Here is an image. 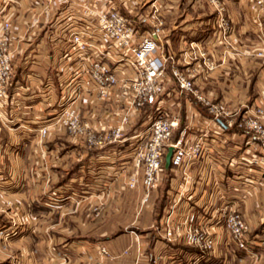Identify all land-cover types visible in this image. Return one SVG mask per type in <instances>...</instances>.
<instances>
[{
	"label": "crops",
	"instance_id": "1",
	"mask_svg": "<svg viewBox=\"0 0 264 264\" xmlns=\"http://www.w3.org/2000/svg\"><path fill=\"white\" fill-rule=\"evenodd\" d=\"M218 1L228 25L221 42L216 12L206 0H97L115 3L133 20L142 11L161 19L160 42L174 51L180 68L195 64V46L206 47L215 67L206 75L193 73L195 82L233 116L251 113L264 94V58L253 54L263 44L259 25L248 0ZM53 10L52 3L0 0V30L7 20L13 49L12 76L0 104V201L11 205L0 207V224L15 220L12 212L40 215L33 218L36 227L26 218L19 234L0 247V264H84L96 242L110 252L104 264H264V178L246 172L249 155L264 152L263 139L224 126L210 157L188 165L186 175L174 168L161 172L144 200L140 172L136 188L125 185L132 169L126 141L91 147L68 135L60 139L59 127L36 136L45 103L36 81L21 75L26 69L34 79L43 77L48 61L26 62L25 68L21 55L61 25L50 22ZM120 166L124 175H117ZM224 207L247 221L246 249L228 238ZM196 224L213 237L212 249L182 240L187 226Z\"/></svg>",
	"mask_w": 264,
	"mask_h": 264
},
{
	"label": "built area",
	"instance_id": "2",
	"mask_svg": "<svg viewBox=\"0 0 264 264\" xmlns=\"http://www.w3.org/2000/svg\"><path fill=\"white\" fill-rule=\"evenodd\" d=\"M36 1L43 7L52 3L50 22L61 24L29 49V63L41 52L49 59V71L35 79L26 69L21 75L24 80L30 77L36 81L45 103L43 123L36 129L38 138L59 127L72 141L91 147L126 141L132 169L125 175V185L136 188L140 172L144 200L159 183L161 172L174 168L186 175L188 165L210 157L215 135L223 133L224 126L236 125L264 140V94L251 113L233 116L193 78V73L206 75L215 67L207 48L195 46V64L180 68L174 51L160 42L162 22L152 12L136 13L133 20L113 2L61 0L55 5L58 0ZM206 1L216 12L221 42L228 34L221 3ZM247 6L263 42L253 54L264 58V0H248ZM9 39V22L4 20L0 30V104H5L13 71ZM27 61L25 57L24 65ZM146 108L148 123H137ZM169 147V166L165 168ZM247 163V173L255 171L264 178V152L249 155ZM120 168L117 175H124ZM221 218L228 238L236 247L246 249L248 223L241 213L224 207ZM7 235L10 231L0 228V245ZM182 240L201 249L214 246L202 224L187 226ZM109 257L105 244L92 243L84 264H104Z\"/></svg>",
	"mask_w": 264,
	"mask_h": 264
},
{
	"label": "rangeland",
	"instance_id": "3",
	"mask_svg": "<svg viewBox=\"0 0 264 264\" xmlns=\"http://www.w3.org/2000/svg\"><path fill=\"white\" fill-rule=\"evenodd\" d=\"M36 53H37L36 54V57L33 58V61H36V60L38 61L39 59L41 61V60L44 59V60H47L48 61V64L47 65L49 66V59L45 58L42 55L41 52H36ZM30 54H31V52H29V49L23 50L22 55H21V61H22L23 64H24L23 61H24V58L25 57L28 59L27 64H29L28 62H29V59H30V56H29ZM30 63H33V62H30ZM48 66L46 67L47 68L46 69V73L49 71V67ZM25 68H26V66H25ZM27 69L31 70V68L29 67V65H28ZM16 70H18V69L16 68ZM11 76H12V74H11ZM8 88H9V86L7 87V92H8ZM14 91L17 92V93H20V89L18 87H16V89H14ZM147 109L148 108H146L142 112V114L139 116V121H137V123L141 122V124H145V125L148 123V120L146 119V116H145V114L147 112ZM66 135H68V134L66 132H64V134H61L60 139L66 141V139H65L66 138ZM7 201H8V203L6 202V200L4 201L5 202L4 205H6L7 207H10V205H11L10 200H7ZM0 202H1L0 203V207H2L3 206V201H0ZM11 214L13 215L14 219L16 218L15 220L11 221L9 224H4V225L3 224H0V228H6L7 230L10 231V235H7L5 237V239H3V243H2V245H0V247H3V245L5 244V242L8 239H10V238H12L14 236H17L19 234V227L18 226L19 225H23L25 223V221H26V218L27 219H31L32 218V220H31L32 223L33 222L36 223L35 222V219L37 218V220H38L39 219V216H40L39 214H37L34 211L31 212V213L30 212H22V211H19V212H12ZM51 215H49V219H50ZM33 218H35V219H33ZM34 223H33V225L36 227V224H34ZM92 241H94V239Z\"/></svg>",
	"mask_w": 264,
	"mask_h": 264
},
{
	"label": "water",
	"instance_id": "4",
	"mask_svg": "<svg viewBox=\"0 0 264 264\" xmlns=\"http://www.w3.org/2000/svg\"><path fill=\"white\" fill-rule=\"evenodd\" d=\"M171 148L169 147L167 149V152L165 153L164 156V167L167 168L169 166V156H170Z\"/></svg>",
	"mask_w": 264,
	"mask_h": 264
}]
</instances>
